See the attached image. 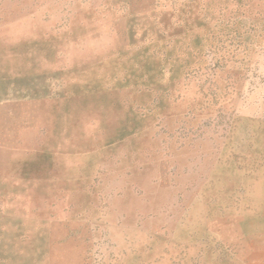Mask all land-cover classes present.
Instances as JSON below:
<instances>
[{"label":"rangeland","instance_id":"rangeland-1","mask_svg":"<svg viewBox=\"0 0 264 264\" xmlns=\"http://www.w3.org/2000/svg\"><path fill=\"white\" fill-rule=\"evenodd\" d=\"M0 264H264V0H0Z\"/></svg>","mask_w":264,"mask_h":264},{"label":"crops","instance_id":"crops-1","mask_svg":"<svg viewBox=\"0 0 264 264\" xmlns=\"http://www.w3.org/2000/svg\"><path fill=\"white\" fill-rule=\"evenodd\" d=\"M5 147H8V146H5Z\"/></svg>","mask_w":264,"mask_h":264}]
</instances>
